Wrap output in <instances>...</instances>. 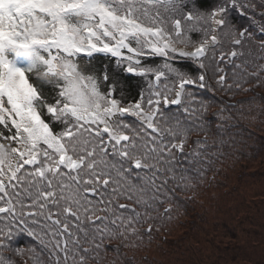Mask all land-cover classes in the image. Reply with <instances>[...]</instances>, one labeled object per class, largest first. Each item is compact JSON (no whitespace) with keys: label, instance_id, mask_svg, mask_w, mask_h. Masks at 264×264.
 I'll return each instance as SVG.
<instances>
[{"label":"snow or ice","instance_id":"obj_1","mask_svg":"<svg viewBox=\"0 0 264 264\" xmlns=\"http://www.w3.org/2000/svg\"><path fill=\"white\" fill-rule=\"evenodd\" d=\"M242 8L0 0V264H15L6 252L25 254L13 244L21 235L35 242L33 264H103L111 241L151 219L170 182L187 187L181 157L194 165L207 144L197 139L185 155L190 136L206 131L207 105L194 90L210 87V66L222 73L218 62L235 63L253 41L264 50V25L257 37L234 23ZM100 54L143 78L138 99L92 67Z\"/></svg>","mask_w":264,"mask_h":264},{"label":"trees","instance_id":"obj_2","mask_svg":"<svg viewBox=\"0 0 264 264\" xmlns=\"http://www.w3.org/2000/svg\"><path fill=\"white\" fill-rule=\"evenodd\" d=\"M195 2L206 10L216 0ZM241 3L245 8L233 13L234 23L249 27L255 35L257 28L264 25V15L258 13L264 14V0H241ZM91 63L97 72L107 69L119 82L118 91L123 89L127 101L138 99L146 86L143 78L125 75L123 67H118L112 58L97 56ZM236 65H241L248 80L231 74L234 64L218 62L219 68L227 72L226 81L234 78L235 83L218 84L216 80L222 73L210 66V87L194 90L197 98L207 105V111L202 114L206 131L190 136L185 155L197 148L195 140L206 138L207 144L198 149L202 153L198 163L189 165L181 157V166L189 169L185 173L189 177L185 182L187 187L170 182L166 186L167 196H161L164 202L158 203L155 210L149 209L151 219L142 223L151 226V233L146 228L126 240L111 241L103 264H160L172 259L183 264H264V197L252 198L255 203L251 208L255 215L250 225H247L241 206L236 210L235 219L239 222L233 225V231L224 225L228 227L223 229L228 238L220 236L217 230L209 232L208 229L216 228L217 223L206 220L207 213H203L200 204H205L208 195L216 200L221 189H226L228 193L222 196L229 194L236 208L247 202L248 195L239 184L243 186L250 179L264 178V50L260 49L258 40L246 46L245 56L236 59ZM181 67L197 74L192 63H181ZM234 104H237L234 109L226 107ZM253 172L257 173L253 175ZM164 205L171 207L170 213H165ZM189 215L192 223L185 226L182 222ZM34 243L32 238L21 235L13 244L25 254L18 256L6 252L5 255L12 256L15 264H33L28 249ZM116 247L120 249L118 253L113 250Z\"/></svg>","mask_w":264,"mask_h":264},{"label":"rangeland","instance_id":"obj_3","mask_svg":"<svg viewBox=\"0 0 264 264\" xmlns=\"http://www.w3.org/2000/svg\"><path fill=\"white\" fill-rule=\"evenodd\" d=\"M259 15L262 16L263 13L259 12ZM256 23V22H255ZM257 37L260 36V32H259V28H257V33L255 34ZM193 38L196 39V34H193ZM228 59V58H227ZM225 59L224 62L226 63H229V65H233L234 66L232 67L231 69V74L234 75V76H238V77H245L247 78L243 73H242V70L240 67H236L235 70H234V67L236 66V60H235V63L229 61ZM242 60V59H241ZM226 67V66H225ZM223 69V68H222ZM132 74V73H131ZM221 75H224L225 76V81H226V77H227V72L225 70H223L222 74ZM206 78H207V83L208 85H211L210 81H211V78L209 79V75H208V72L206 70ZM232 81L230 82L229 80H227L225 83L226 84H229L232 85L233 82H234V78L231 79ZM245 80H248L245 79ZM230 82V83H229ZM235 83V82H234ZM238 95V94H236ZM234 95V96H236ZM213 96V95H212ZM231 102L230 103H233V100L229 99ZM237 104H234L232 106H226L228 108H236ZM257 172H253V175H255ZM263 174H264V169H263ZM238 185V183H237ZM239 186L241 188H243L244 191H246V193L248 194L247 195V202L245 204H240L238 207L236 208H233V204L230 202V195H225V197H223L222 195L224 193H228V191L226 189H221V193L220 195L218 196V198L216 200H212V197L210 195H208L206 198H205V204H203V202H201V208L203 209V213L206 211V220H211V222L213 223H217V227L216 228H209V232L213 233L214 230H217L218 234L222 237H227L228 238V235H226L223 231V229L225 227H227L228 229L232 230L233 231V225H235L236 223L239 222V220H236L235 219V216L238 214L236 212V210H238L241 206L242 210L241 212L244 213L245 217L247 218V225H250V223L253 221V218H254V215H255V210L253 208H251V204L252 203H255L254 201H252V198L253 197H258V198H261V197H264V178L259 180V178L257 179H250L249 181L247 182H244L243 183V186H241V184H239ZM224 191V192H222ZM249 197V198H248ZM258 202H263V201H258ZM165 206V207H164ZM163 208L167 209L169 208L168 206L164 205ZM164 209V210H165ZM190 218L191 216H187L184 221L182 222L183 225L185 226H188L192 223V221H190ZM182 220V218H181ZM227 225V226H224V225ZM207 226V225H206ZM205 226V227H206ZM146 228H149V225L148 224H141L138 226V231L140 230H144ZM207 229V227H206ZM206 234V233H205ZM204 235V234H203ZM38 250V249H37ZM154 258V256H153ZM160 264H183L181 263L180 261H177V260H164V261H161Z\"/></svg>","mask_w":264,"mask_h":264}]
</instances>
